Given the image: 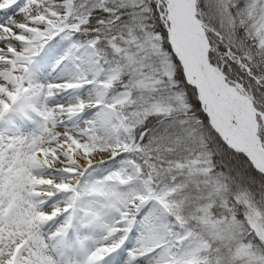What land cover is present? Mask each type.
<instances>
[{
	"label": "snow or ice",
	"instance_id": "6c2138e0",
	"mask_svg": "<svg viewBox=\"0 0 264 264\" xmlns=\"http://www.w3.org/2000/svg\"><path fill=\"white\" fill-rule=\"evenodd\" d=\"M0 264H264V0H0Z\"/></svg>",
	"mask_w": 264,
	"mask_h": 264
}]
</instances>
